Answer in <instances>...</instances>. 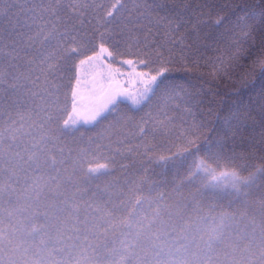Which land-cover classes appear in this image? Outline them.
Returning a JSON list of instances; mask_svg holds the SVG:
<instances>
[{"label": "snow or ice", "instance_id": "6c2138e0", "mask_svg": "<svg viewBox=\"0 0 264 264\" xmlns=\"http://www.w3.org/2000/svg\"><path fill=\"white\" fill-rule=\"evenodd\" d=\"M207 6L0 0V264H264V163L212 168L264 153V119L258 134L240 114L208 134L194 122L156 156V119L135 118L194 99L168 65L195 66L217 39L224 20L206 23ZM241 11L264 48V0ZM117 55L134 57L127 73L107 62Z\"/></svg>", "mask_w": 264, "mask_h": 264}, {"label": "trees", "instance_id": "16d2710c", "mask_svg": "<svg viewBox=\"0 0 264 264\" xmlns=\"http://www.w3.org/2000/svg\"><path fill=\"white\" fill-rule=\"evenodd\" d=\"M197 2L203 3L205 0ZM258 2L259 0H206L208 6L204 8L203 20L212 25H215L218 19L224 20V26L217 32V39L202 41L209 47L201 50L203 58L198 59L195 66L187 60L179 59L168 65L170 72L167 75L177 83L188 86L190 82L195 86L188 89L194 99L190 102L174 101L172 106L161 104L160 108H156L154 100L152 105L145 107L135 116L136 120L141 117L147 120L151 114L156 119L159 130L155 140L150 138V142L158 146L156 156L171 155L183 147L186 130L194 122H204L207 125L204 132L208 134L218 122L223 123L234 114H240L246 120L249 131L252 128H255L257 134L260 131L261 121L264 119V112L261 111L264 99L261 98L260 85L264 82V76L257 60L264 57V48L259 47L258 32L253 33L252 39H248L240 30L243 20L237 24L238 18L244 16L241 9ZM124 51L125 49L121 48V52ZM175 55L178 57L179 53ZM129 58L134 57L117 55L113 61L117 63ZM158 66L153 64L151 68ZM151 68L144 69L151 71ZM124 107L122 104L121 108ZM236 152L247 155L243 147H237ZM262 156L264 153L254 151L249 160H230L226 157L219 162L218 168L215 163L212 168L217 176L221 171H239L245 164L251 166L249 171H253L264 163ZM249 171L243 172L242 175L247 176ZM206 179L210 180L211 176Z\"/></svg>", "mask_w": 264, "mask_h": 264}, {"label": "rangeland", "instance_id": "374dc122", "mask_svg": "<svg viewBox=\"0 0 264 264\" xmlns=\"http://www.w3.org/2000/svg\"><path fill=\"white\" fill-rule=\"evenodd\" d=\"M107 62L112 63L114 68H120L121 71L124 72V73H127V71H129L128 66L123 64L122 61H119V62L115 63L113 60H111V61H107ZM137 70L138 71H147L141 65H139L137 67ZM117 79H119L120 82L122 84H124L125 87H127L129 89V91H135L137 89V87H142V86L137 85L135 82L126 83V81L129 80V78L126 75L117 76Z\"/></svg>", "mask_w": 264, "mask_h": 264}]
</instances>
